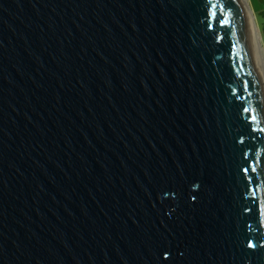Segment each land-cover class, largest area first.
<instances>
[{"label": "water", "instance_id": "95a60500", "mask_svg": "<svg viewBox=\"0 0 264 264\" xmlns=\"http://www.w3.org/2000/svg\"><path fill=\"white\" fill-rule=\"evenodd\" d=\"M0 264H264L239 0H0Z\"/></svg>", "mask_w": 264, "mask_h": 264}, {"label": "bare ground", "instance_id": "6f19581e", "mask_svg": "<svg viewBox=\"0 0 264 264\" xmlns=\"http://www.w3.org/2000/svg\"><path fill=\"white\" fill-rule=\"evenodd\" d=\"M245 15L247 17L249 27H250V33H251V39H252V45L253 50L256 58V63L260 75V79L263 84V90H264V49L261 45V35L258 30V27L255 24L254 16L248 6L247 0H239Z\"/></svg>", "mask_w": 264, "mask_h": 264}, {"label": "rangeland", "instance_id": "374dc122", "mask_svg": "<svg viewBox=\"0 0 264 264\" xmlns=\"http://www.w3.org/2000/svg\"><path fill=\"white\" fill-rule=\"evenodd\" d=\"M248 6L253 14L256 26L261 35V45L264 49V16L260 13L262 4L260 0H247Z\"/></svg>", "mask_w": 264, "mask_h": 264}, {"label": "trees", "instance_id": "16d2710c", "mask_svg": "<svg viewBox=\"0 0 264 264\" xmlns=\"http://www.w3.org/2000/svg\"><path fill=\"white\" fill-rule=\"evenodd\" d=\"M262 4V9L260 10V13L264 16V0H260Z\"/></svg>", "mask_w": 264, "mask_h": 264}]
</instances>
